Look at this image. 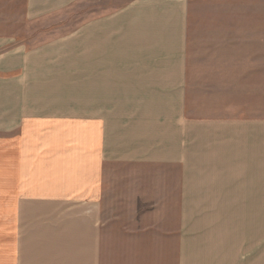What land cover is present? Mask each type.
<instances>
[{
    "label": "crops",
    "instance_id": "1",
    "mask_svg": "<svg viewBox=\"0 0 264 264\" xmlns=\"http://www.w3.org/2000/svg\"><path fill=\"white\" fill-rule=\"evenodd\" d=\"M86 1L0 0V264H263L264 117L198 114L190 0Z\"/></svg>",
    "mask_w": 264,
    "mask_h": 264
},
{
    "label": "rangeland",
    "instance_id": "2",
    "mask_svg": "<svg viewBox=\"0 0 264 264\" xmlns=\"http://www.w3.org/2000/svg\"><path fill=\"white\" fill-rule=\"evenodd\" d=\"M127 0H104L109 6H122ZM71 7L59 17L69 27L84 16L112 7H93L87 0ZM18 13L21 7H15ZM17 19V18H15ZM190 71L201 91L212 89L216 98L229 99V107L199 109L205 116L264 117V0H190ZM9 31L17 40L34 44L46 39L53 28L41 22L11 21ZM238 85H244L238 88ZM239 91L245 110L237 107ZM262 95L258 103L249 96ZM243 99V100H244ZM222 104V102H220ZM264 209V204H263ZM262 263L264 264V213L262 218Z\"/></svg>",
    "mask_w": 264,
    "mask_h": 264
}]
</instances>
